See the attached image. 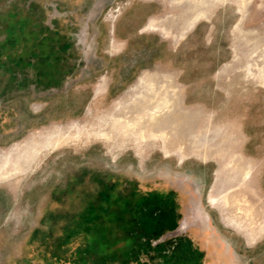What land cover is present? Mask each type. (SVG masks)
Returning a JSON list of instances; mask_svg holds the SVG:
<instances>
[{
	"label": "rangeland",
	"instance_id": "1",
	"mask_svg": "<svg viewBox=\"0 0 264 264\" xmlns=\"http://www.w3.org/2000/svg\"><path fill=\"white\" fill-rule=\"evenodd\" d=\"M170 193L264 264V0H0V264H122L108 198Z\"/></svg>",
	"mask_w": 264,
	"mask_h": 264
},
{
	"label": "flooded vegetation",
	"instance_id": "2",
	"mask_svg": "<svg viewBox=\"0 0 264 264\" xmlns=\"http://www.w3.org/2000/svg\"><path fill=\"white\" fill-rule=\"evenodd\" d=\"M159 204L149 207L147 217L150 228L143 235L148 246L156 248V253L150 249L143 258L144 264H206L205 250L197 243L192 234L193 225L184 213L183 205L177 199L178 195L168 194ZM210 197V202L213 203ZM149 206L153 205L151 202ZM196 218L205 223L207 218L196 209ZM197 240V241H196ZM159 249L161 254H157Z\"/></svg>",
	"mask_w": 264,
	"mask_h": 264
},
{
	"label": "trees",
	"instance_id": "3",
	"mask_svg": "<svg viewBox=\"0 0 264 264\" xmlns=\"http://www.w3.org/2000/svg\"><path fill=\"white\" fill-rule=\"evenodd\" d=\"M149 199L148 196L139 197L132 202H126L120 197H110L101 212L99 224L91 232L92 239H96L103 247H108V258L122 264H144L143 258L151 249L143 235L148 233L150 224L147 217L148 208L159 204L165 198ZM150 202L153 204L149 206ZM157 254H161L159 249Z\"/></svg>",
	"mask_w": 264,
	"mask_h": 264
},
{
	"label": "bare ground",
	"instance_id": "4",
	"mask_svg": "<svg viewBox=\"0 0 264 264\" xmlns=\"http://www.w3.org/2000/svg\"><path fill=\"white\" fill-rule=\"evenodd\" d=\"M200 18V16L196 15L189 23H188V29L192 27V25ZM131 124V123H130ZM135 124V123H134ZM132 125V124H131ZM48 143H51L50 141Z\"/></svg>",
	"mask_w": 264,
	"mask_h": 264
}]
</instances>
